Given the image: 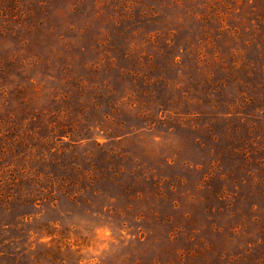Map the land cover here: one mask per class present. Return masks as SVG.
Masks as SVG:
<instances>
[{"label": "rangeland", "instance_id": "obj_1", "mask_svg": "<svg viewBox=\"0 0 264 264\" xmlns=\"http://www.w3.org/2000/svg\"><path fill=\"white\" fill-rule=\"evenodd\" d=\"M0 264H264V0H0Z\"/></svg>", "mask_w": 264, "mask_h": 264}]
</instances>
